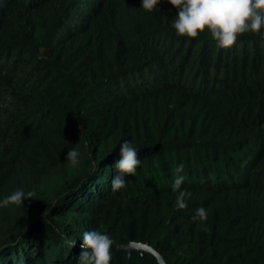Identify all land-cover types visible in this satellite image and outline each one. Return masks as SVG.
Returning a JSON list of instances; mask_svg holds the SVG:
<instances>
[{
    "label": "trees",
    "instance_id": "trees-1",
    "mask_svg": "<svg viewBox=\"0 0 264 264\" xmlns=\"http://www.w3.org/2000/svg\"><path fill=\"white\" fill-rule=\"evenodd\" d=\"M177 14L0 0V201L35 194L0 207V264H78L90 230L165 264H264V28L222 48L178 36ZM124 141L141 164L113 192ZM111 264L158 263L133 250Z\"/></svg>",
    "mask_w": 264,
    "mask_h": 264
},
{
    "label": "clouds",
    "instance_id": "clouds-1",
    "mask_svg": "<svg viewBox=\"0 0 264 264\" xmlns=\"http://www.w3.org/2000/svg\"><path fill=\"white\" fill-rule=\"evenodd\" d=\"M178 14L173 20L172 27L175 33L181 37L197 38L206 30L222 48H230L238 37L245 33H260L264 28V0H167ZM160 0H142V8L152 11ZM79 153L75 149L68 151L66 160L75 165L78 163ZM119 159L115 162L116 174L112 177V191H118L125 187V177L136 173L141 160L138 159L137 150L129 141L121 143ZM173 180V191L179 193L176 200L178 209L186 208L185 197L190 196L181 186L184 182L183 165L177 166ZM34 193H25L17 189L0 201V207L10 204L20 205L25 199H32ZM192 219L206 221L207 212L201 207L196 210ZM113 241L106 234L97 230L83 233L82 251L79 253L78 264H111ZM72 247L74 246L71 245Z\"/></svg>",
    "mask_w": 264,
    "mask_h": 264
},
{
    "label": "water",
    "instance_id": "water-1",
    "mask_svg": "<svg viewBox=\"0 0 264 264\" xmlns=\"http://www.w3.org/2000/svg\"><path fill=\"white\" fill-rule=\"evenodd\" d=\"M133 250L137 251L138 253L142 251L147 252L156 259L158 264H165L161 255H159L157 251H155L152 247H150L146 243L131 242V241L122 244L114 243L111 249L112 255H114L117 252H122L128 255Z\"/></svg>",
    "mask_w": 264,
    "mask_h": 264
}]
</instances>
